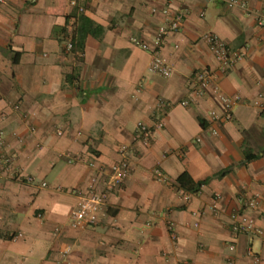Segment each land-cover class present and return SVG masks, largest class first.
<instances>
[{"label":"crops","instance_id":"1","mask_svg":"<svg viewBox=\"0 0 264 264\" xmlns=\"http://www.w3.org/2000/svg\"><path fill=\"white\" fill-rule=\"evenodd\" d=\"M226 1L89 0L83 16L104 32L75 53L65 46L79 26L70 0H4L0 264H254L249 249L264 264L263 238L234 236L230 219L255 194L264 199V27ZM242 1L264 11V0ZM178 11L181 28L158 43ZM210 33L244 57L222 69ZM155 52L169 77L150 71ZM203 68L213 81L192 96L188 79ZM216 88L241 99L220 126L209 123L211 111L222 114ZM139 122L153 130L147 147L134 140ZM123 146L132 148L129 178L98 224L72 228L73 190L90 184L91 162L109 168ZM184 173L206 181L189 200L178 185ZM251 215L264 231V206Z\"/></svg>","mask_w":264,"mask_h":264},{"label":"built area","instance_id":"2","mask_svg":"<svg viewBox=\"0 0 264 264\" xmlns=\"http://www.w3.org/2000/svg\"><path fill=\"white\" fill-rule=\"evenodd\" d=\"M89 0H70V5L76 9L77 15L84 14L86 11V4ZM4 3V0H0V5ZM226 4L229 7H240L253 13L257 19L259 27H264V11H250L248 4L242 0H227ZM169 13V11H166ZM185 14L181 11L172 13L169 20L168 26L161 27L157 35V42L160 43L166 35L171 32L178 31L184 20ZM76 22L72 24V28L67 31L68 37L65 41L67 51H71L73 48V33L75 31ZM208 42L211 52L214 54L216 60L222 69L226 70L231 65L239 62L244 57V52L239 49H234L224 43L216 34L210 33L205 36ZM142 49L148 50V46L145 44L140 45ZM150 71L164 77H169L172 74V68L162 59L158 52H155L152 56ZM214 78V72L209 68H203L196 71L188 79V87L192 96H203L209 89ZM215 93L218 95L219 101L222 105V114H218L216 111H211L209 114V123L216 125H223L230 122L234 118V109L241 100L240 97H230L221 93L219 88L215 89ZM263 95L259 96L256 100V104L260 105V99ZM180 104L184 107L189 106V99L183 100ZM163 122L157 123V128H162ZM62 132H58V135H62ZM153 130L146 126L144 123L139 122L136 126L135 141L141 142L144 146H149L152 140ZM132 148L130 146L120 147L118 150L119 160L110 165L109 168L104 166L97 167L95 162H91L90 166L96 170L90 184L86 189L73 190V194L77 198L75 208L70 213V225L72 228H84L91 227L99 223L102 216L105 214L109 206V199L112 194L118 192L124 183L127 181L131 174L130 156ZM68 158L71 160L72 156L69 154ZM9 163V160H6ZM156 180L159 182H167V178L164 176L162 171L156 170ZM32 177L27 178V182L34 183ZM43 186H46L43 183ZM185 200L190 199V194H184ZM261 206H264V199L259 195L255 194L249 198L243 210L235 212L231 215V231L234 236L239 235H254L262 237L264 240V231L261 230L251 213L258 210ZM216 206H213V209ZM230 249L235 250V243L230 244ZM248 256L251 257L254 264H258L260 261L259 256L252 250L249 249L247 252ZM187 264V263H184ZM229 264H235L233 260Z\"/></svg>","mask_w":264,"mask_h":264},{"label":"trees","instance_id":"3","mask_svg":"<svg viewBox=\"0 0 264 264\" xmlns=\"http://www.w3.org/2000/svg\"><path fill=\"white\" fill-rule=\"evenodd\" d=\"M77 23L79 26L76 27L73 33V48L71 52L82 53L87 35H101L104 32V29L101 26L94 25V23L87 17L83 16V14L78 16ZM66 78L68 81H71L72 75H68ZM205 183L206 181L195 183L186 173L178 178L180 189L188 194H196Z\"/></svg>","mask_w":264,"mask_h":264}]
</instances>
